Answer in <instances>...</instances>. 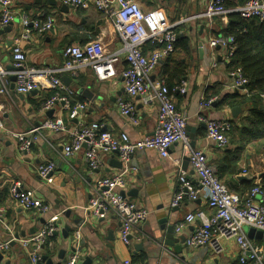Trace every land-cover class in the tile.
I'll return each mask as SVG.
<instances>
[{"label":"crops","instance_id":"1","mask_svg":"<svg viewBox=\"0 0 264 264\" xmlns=\"http://www.w3.org/2000/svg\"><path fill=\"white\" fill-rule=\"evenodd\" d=\"M208 0H138L145 13L153 14L161 23H175L183 18L196 15L204 10ZM230 6L243 5L247 0H227ZM15 14L12 22L6 26L0 24V65L11 71V46L13 37L20 31V17L25 15L39 19L43 14L53 20L52 29L42 35H33L23 44L26 64L34 68L56 69L62 65V50L69 45L82 44L101 38L108 52L120 48V41L107 23L104 14L94 6L71 9L65 13L57 0H11ZM54 3V4H52ZM43 19V18H42ZM229 20L213 19L211 22L195 20L178 25L175 28L177 40L172 54L161 60L155 71L156 79L164 80L170 89L186 83V92H173L176 108L186 114L189 143L195 149L204 151L209 163L216 169L217 176L236 196L242 198L254 186L264 190V124L255 136L247 133V127L255 124L243 122L253 118V105L245 99L237 118L231 115L226 104L219 105L225 95L239 92L232 89L229 77L230 70L225 62L224 51L211 49L208 39L222 35L227 29ZM152 49L147 44L144 52ZM116 64V77L111 81H99L93 71L85 68L73 77L60 74L63 90L72 103L79 102L86 106L79 122L83 124L98 123L103 131L113 135L125 133L131 141H136L152 134L157 121V108L153 104L144 106L140 99L129 98L123 90L120 71L126 67L122 62ZM215 63V67L212 64ZM0 93V121L5 130L24 132L39 127L49 119L61 116L70 129L76 121L70 119L69 113L57 102L48 111H42V105L52 95V90H38L21 95L15 92L14 80L6 79ZM118 98L131 101L135 105V121L120 115L116 102ZM215 99L202 115L212 120H224L231 125L228 144L225 148L216 145L205 137V125L196 119L199 114L201 99ZM262 104V102H261ZM262 106H264L262 104ZM251 124V125H249ZM249 125V126H248ZM0 132L3 143L0 154V208L5 212L6 231L0 224V242L9 239V252L0 254V264H32L29 249L19 243L37 233L44 225L46 218L61 213L62 222L57 236L50 239L51 246L41 248V256L52 264L66 259L72 248H80L85 258L93 264H239L238 248L232 240H222V251L213 254L209 247L188 249L178 241L186 239L198 223L187 226L181 233L175 232V225L189 213L203 211L207 215L206 197L203 192L194 201L184 199L178 206L171 202L178 189V169L173 163L177 160L180 168L187 171V178L193 187L197 180L190 170L188 161H184L183 145L176 143L168 150L169 158H162L156 152L143 150L136 152L129 161L125 188L120 193L130 202L147 212V218L132 231L129 245L121 242L119 237L120 221L114 214L101 217L92 216L87 211L89 200L93 196L96 182L103 177L118 173L119 158L116 154L102 156L101 165L90 170L83 152L64 159L62 147L66 142L63 132L41 130L29 152L17 151L15 141ZM193 138V141H192ZM52 162L55 170L46 182H41L37 175L40 165ZM246 176L247 180H239ZM18 183L20 188L30 191L42 199L51 210L38 215L31 210L16 206L10 200V188ZM69 210V218L64 213ZM70 228L68 238L64 239L63 229ZM161 227L163 229L161 230ZM172 228V237L181 247V253L174 252L173 247H164L154 240L165 239L166 229ZM247 229V228H245ZM79 239L75 242L74 234ZM264 249V240H252ZM142 244L141 250L135 246ZM159 247L161 249H159ZM64 249L62 259L59 251Z\"/></svg>","mask_w":264,"mask_h":264},{"label":"built area","instance_id":"2","mask_svg":"<svg viewBox=\"0 0 264 264\" xmlns=\"http://www.w3.org/2000/svg\"><path fill=\"white\" fill-rule=\"evenodd\" d=\"M61 5L71 9L87 8L90 5L101 11L107 23L112 28L120 41V48L108 52L103 40L99 37L84 44L66 46L61 53L62 65L56 69L34 68L26 64V55L23 44L28 42L33 35H42L49 32L53 26L50 16L42 13L39 19L28 16L20 17V31L13 37L11 46V67L8 71L0 65V86H4L6 79L14 78L15 92L21 95L33 90L62 91L63 85L60 74L77 76L85 68L93 71L96 78L111 81L116 77V64L122 62L126 67L120 71L124 93L129 98L140 99L144 106L153 104L157 108V121L151 135L139 140L131 141L127 134L113 135L103 131L98 123L83 124L79 122L86 109L85 104L72 103L69 97L54 95L42 105V111L50 110L55 103L60 102L62 109L69 113L70 119L76 125L68 128L61 116L49 119L39 127L31 128L24 132H11L4 129L0 121V132L15 141L17 151L25 154L30 151L37 140L41 130L63 132L66 142L62 147V157L69 159L79 152H83L84 159L90 170H95L101 165L103 155L116 154L123 168L116 174L100 178L94 188L93 196L89 200L87 211L95 217L114 214L120 221L119 237L123 244L129 245L132 231L147 218V212L127 200L120 191L125 188L128 175V164L132 156L143 150L156 152L162 158H169V148L176 143L183 145V156L187 158L190 170L197 180V187H193L187 178V171L180 168L177 160L173 163L178 169V189L174 194L171 206H178L184 199L194 201L203 192L206 205L211 214L203 211L189 213L175 225V232L181 233L190 224L198 225L185 239L188 249L209 247L213 254L222 251V240H232L238 248L239 264H264V249L250 240L245 228H253L264 232V190L254 186L245 197H238L226 187L217 176L216 169L209 163L201 149L192 148L187 133L188 117L176 108L173 92L181 94L186 92V83L182 82L174 89H169L164 80L154 77L157 66L161 60L173 53L178 25L205 20L211 22L220 19L228 20L230 14H238L244 19H257L264 21V0H248L236 7L225 6V0H208L204 10L196 15L183 18L175 23H161L153 14L145 13L138 0H57ZM15 14L11 0H0V24L8 25ZM43 18V19H42ZM149 44L152 49L145 53L144 47ZM235 39L233 36L218 35L208 39L211 49L219 48L224 51L225 63L229 64L234 51ZM215 67V63L212 64ZM229 77L232 81L231 88L238 90L241 95L250 96L245 88L248 80L239 69L231 70ZM3 90L0 88V93ZM264 105V94H260ZM215 99L202 98L199 103V114L196 119L205 125V137L212 141L217 148L227 146L228 134L231 129L229 122L212 120L202 115ZM116 106L120 115L135 121V105L128 100L118 98ZM0 137V154L2 150ZM55 170L52 162L40 165L37 175L41 182H46ZM10 200L18 207L31 210L38 215L50 212L51 208L42 199L30 191L20 188L18 183L10 188ZM61 213L53 214L46 218L41 229L27 239L19 241L21 246L29 249L32 264H44L41 256L43 246L50 247V239L54 238L60 228L58 221ZM0 224L6 231L9 227L5 224V212L0 208ZM75 242L79 234H74ZM9 239L0 242V254L9 252L11 248ZM83 252L76 247L74 251L58 264H79ZM148 264V263H142Z\"/></svg>","mask_w":264,"mask_h":264},{"label":"trees","instance_id":"3","mask_svg":"<svg viewBox=\"0 0 264 264\" xmlns=\"http://www.w3.org/2000/svg\"><path fill=\"white\" fill-rule=\"evenodd\" d=\"M225 6L236 7L230 6L227 0H225ZM228 20L227 29L223 35L233 36L235 39L234 51L230 57L228 69L241 71L248 80L245 88L251 94L247 97L235 91L230 95H225L219 105L226 104L229 108H241L246 104L245 99H248L253 105V118L245 120L243 125L246 126L245 122L255 124L253 129L246 128L248 134L255 136L260 133L259 125L264 124V106L260 99V94H264V21L259 22L254 18L244 19L238 14H230ZM86 42L88 41L85 40L82 44ZM56 94L67 95L61 91H52L50 98Z\"/></svg>","mask_w":264,"mask_h":264},{"label":"water","instance_id":"4","mask_svg":"<svg viewBox=\"0 0 264 264\" xmlns=\"http://www.w3.org/2000/svg\"><path fill=\"white\" fill-rule=\"evenodd\" d=\"M54 4V3H52ZM69 10L68 7L66 6H62V11L67 13ZM12 79L14 80V78L12 77ZM62 81H66V77H63L61 78ZM31 92H37V90H33ZM241 113V108L240 107H234L231 109V115L233 118H237ZM192 141H193V138H192ZM194 143L195 142H191V147L193 148L194 147ZM184 161H188L187 158H184ZM117 167L118 168H121V163H117ZM238 179L239 180H247L248 178L246 176H238ZM69 210H67L64 215L66 218H69ZM62 222L61 221H58V225H60ZM163 229V227H161V230ZM70 231V228L68 226H65L64 229H63V237L64 239H67L68 238V233ZM172 228L169 227L168 229H166V236H165V239L161 242V238H154V240H156L157 242L163 244V246L166 248V247H173L174 249V252L177 253V254H180L181 253V247L179 245H177V240L173 239L172 237ZM245 232H246V235L247 237L250 239V240H264V232L263 231H260V230H256V229H253V228H247L245 229ZM55 237L57 236V233L54 235ZM178 241L181 242V244H183L185 242V239L184 238H179ZM143 247L142 244H139L137 246H135L136 250H141ZM159 249H161L159 247ZM71 251H74V248L71 249ZM63 253H64V249L60 250L59 251V259H62L63 257ZM42 260L45 261L46 258L45 257H42ZM63 260V259H62ZM47 264H52L49 260L46 261ZM83 264H93V261L92 259L90 258H85Z\"/></svg>","mask_w":264,"mask_h":264}]
</instances>
